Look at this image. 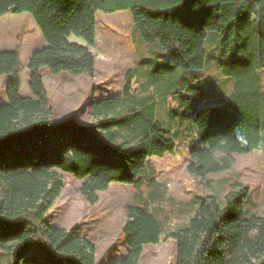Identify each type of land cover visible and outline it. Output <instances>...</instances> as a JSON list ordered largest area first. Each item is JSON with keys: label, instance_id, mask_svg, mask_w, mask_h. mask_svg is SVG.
Wrapping results in <instances>:
<instances>
[{"label": "trees", "instance_id": "trees-1", "mask_svg": "<svg viewBox=\"0 0 264 264\" xmlns=\"http://www.w3.org/2000/svg\"><path fill=\"white\" fill-rule=\"evenodd\" d=\"M122 11L130 13L143 42L164 50L165 74L159 72L155 81L163 79L169 96L183 101L184 93L201 92L207 34L220 36L217 63L233 89L223 102L207 97L193 106L191 125L199 145L189 150V174L205 178L229 170V159L215 160L217 150L248 154L264 144V0H0V17L30 13L46 43L27 63L30 96L20 93L19 53L0 49V78H7L6 102L0 105L4 264H99L95 245L81 229L57 228L46 220L64 188L57 170L82 181L80 192L94 205L112 184L136 188L144 179L155 181L154 172L147 175L149 160L177 151L153 98L136 97L129 79L121 96L92 99L91 126L61 127L53 119L41 71L93 79L96 15ZM71 35L86 45L71 42ZM156 70L148 66L144 75ZM55 129L75 135L61 151L53 142ZM250 197L249 188L241 187L226 193L223 202L215 195L193 199L194 215L167 235L176 242L177 264H264V216L251 211ZM162 234L148 204L128 205L122 226L126 255L105 264H139L144 248L159 244Z\"/></svg>", "mask_w": 264, "mask_h": 264}, {"label": "rangeland", "instance_id": "rangeland-1", "mask_svg": "<svg viewBox=\"0 0 264 264\" xmlns=\"http://www.w3.org/2000/svg\"><path fill=\"white\" fill-rule=\"evenodd\" d=\"M96 19V44L91 47L96 56L93 79L66 73L54 75L46 69L41 71L54 121L60 123L61 127L91 126L92 99L121 96L126 72L134 68L138 78L132 79L131 91L137 93L138 98H153L158 120L177 141V151L174 155L149 160L147 175L149 177L154 172L155 181L144 179L141 186L136 188L112 184L107 191L98 193L99 200L94 205L82 196V181L57 170L64 180V188L47 212V222L61 229H81L84 237L96 247L97 263L105 264L126 255L127 246L122 235L126 207L130 204H148L157 216L163 234L159 244L144 248L139 264H177L176 242L167 235L182 228L194 215L191 202L196 197L215 195L223 202L226 193L248 187L254 204L251 211L264 216V144L249 154L228 155L224 151H215L213 155L216 161L222 162L227 158L232 163L229 170L221 173L198 178L187 171L189 150L199 145L194 141L191 125L193 106L198 100L207 97L211 102L222 101L233 88L232 79L224 78L218 67L219 34L214 31L207 34L208 61L205 77L202 78L204 82L200 83L201 92L197 96L184 93L183 101L177 96H169V87L163 79L155 81L159 72L165 74L166 53L158 43H145L141 40L128 11L112 14L98 12ZM69 40L86 45L81 37L75 35H71ZM44 46L46 43L30 13L10 12L0 17V49L16 50L20 55L22 96H30L28 60ZM145 58H149V63L142 62ZM161 60L164 62L161 63ZM147 64L150 71L158 70L145 75L143 73L139 78ZM261 75L264 88V71ZM6 82V77L0 78V105L6 102ZM151 83H156L155 87H150ZM131 104L128 103V106ZM123 106L126 109V104ZM74 136L73 132L55 129L53 142L56 150L61 151ZM0 264H4L1 250Z\"/></svg>", "mask_w": 264, "mask_h": 264}, {"label": "crops", "instance_id": "crops-1", "mask_svg": "<svg viewBox=\"0 0 264 264\" xmlns=\"http://www.w3.org/2000/svg\"><path fill=\"white\" fill-rule=\"evenodd\" d=\"M96 44V43H95ZM146 61H149V58H145V59H143V61L142 62H146ZM162 61V60H161ZM147 69H148V66H146L145 68H144V71L142 72V73H145L146 71H147ZM263 72V71H262ZM262 74V73H261ZM261 77H262V75H261ZM133 78H138V76H137V72H136V69H131V70H128L127 72H126V76H125V82H126V80L127 79H129L130 80V86H131V81H132V79ZM139 78H140V76H139ZM225 78V77H224ZM262 82H263V80H262ZM125 85V84H124ZM262 86H263V83H262ZM233 89V88H232ZM263 91H264V88H263ZM232 92V91H231ZM230 92V93H231ZM122 93H123V91H122ZM100 97H103V96H100ZM109 97H111V96H109ZM228 97V96H227ZM226 97V98H227ZM106 98V97H105ZM225 98V99H226ZM224 99V100H225ZM224 100H222V101H217V102H223ZM249 154V153H248Z\"/></svg>", "mask_w": 264, "mask_h": 264}]
</instances>
